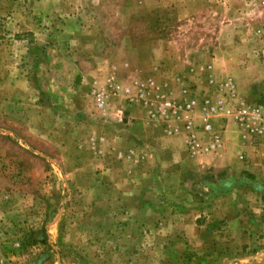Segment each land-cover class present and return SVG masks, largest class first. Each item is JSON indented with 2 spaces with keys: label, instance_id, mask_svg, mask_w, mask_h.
<instances>
[{
  "label": "rangeland",
  "instance_id": "obj_1",
  "mask_svg": "<svg viewBox=\"0 0 264 264\" xmlns=\"http://www.w3.org/2000/svg\"><path fill=\"white\" fill-rule=\"evenodd\" d=\"M27 33L35 44L26 62L0 59V264H193L187 244L160 239L174 205H161L159 190L136 192L135 168L103 144L133 135L125 124L136 121L134 104L187 139L184 120L151 117L141 89L154 81L155 93L180 101L198 85L200 123L201 90L212 105L218 93L208 73L204 86L184 70L219 54L239 96L264 100V56H250L264 45V0H0V42ZM24 72L28 82L16 85ZM227 117L221 111L214 123L236 142Z\"/></svg>",
  "mask_w": 264,
  "mask_h": 264
},
{
  "label": "crops",
  "instance_id": "obj_2",
  "mask_svg": "<svg viewBox=\"0 0 264 264\" xmlns=\"http://www.w3.org/2000/svg\"><path fill=\"white\" fill-rule=\"evenodd\" d=\"M1 37V61H7V66L12 61L17 64L27 61V51L32 52L35 44L32 34H22L10 45L9 38ZM261 46L250 56L263 58L264 45L261 43ZM32 55L37 57L35 53ZM207 66H211V70ZM17 69L21 75L26 66ZM184 71L204 86V75L209 72L217 78L230 76L225 54L190 62ZM26 74L24 72L16 85L28 82ZM168 78L172 80L174 74ZM129 116L136 121L126 123L125 127L135 137L112 139L103 147L104 150L113 147L114 154L119 153L124 162L135 168L136 177L132 181L136 192L142 188L148 194L159 190L161 205H174V211L171 206L170 212L162 216V242L167 247L187 244L193 250V264L195 259L200 264L202 257L209 259L205 264H264V149H254L238 132L235 142L233 133L227 131L218 154L192 157L188 154L184 135L165 132L151 123L146 111L135 104ZM233 141L238 148L236 156L228 151ZM150 162H153L152 167H142ZM174 191L182 192L185 197H175ZM142 205L153 203L144 201Z\"/></svg>",
  "mask_w": 264,
  "mask_h": 264
},
{
  "label": "built area",
  "instance_id": "obj_3",
  "mask_svg": "<svg viewBox=\"0 0 264 264\" xmlns=\"http://www.w3.org/2000/svg\"><path fill=\"white\" fill-rule=\"evenodd\" d=\"M207 69L211 70V66H207ZM153 82L143 84L141 89V98H144L145 104L150 107L151 117L156 118L160 115L166 121L184 120L187 148L192 156L216 155L221 151L224 131L217 129L214 123L215 116L221 111H227L228 125L231 123L235 126L247 144L256 150L264 149V100H246L240 97L231 77L215 78L211 72L208 73V86L216 90L218 98L212 105L211 100L207 99L212 95L211 91L203 93L204 91L201 90V95L205 99L203 100L204 111L199 117L200 123H197L196 117V107L200 99L198 85V88L193 85L184 87L181 91L182 99L176 101L169 98L170 92L167 90L155 93L156 86ZM109 86L114 89L120 88L114 80H110ZM150 95L153 96L149 98ZM96 96L98 106L104 109L107 105L108 93L102 90L97 92Z\"/></svg>",
  "mask_w": 264,
  "mask_h": 264
}]
</instances>
